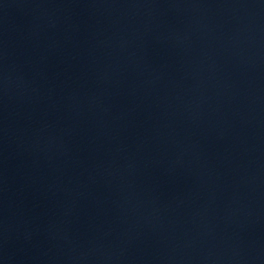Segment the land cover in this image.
Masks as SVG:
<instances>
[{
    "label": "water",
    "instance_id": "obj_1",
    "mask_svg": "<svg viewBox=\"0 0 264 264\" xmlns=\"http://www.w3.org/2000/svg\"><path fill=\"white\" fill-rule=\"evenodd\" d=\"M0 264H264V0H0Z\"/></svg>",
    "mask_w": 264,
    "mask_h": 264
}]
</instances>
